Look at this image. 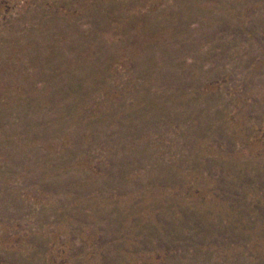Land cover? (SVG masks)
Returning <instances> with one entry per match:
<instances>
[{
    "label": "rangeland",
    "instance_id": "1",
    "mask_svg": "<svg viewBox=\"0 0 264 264\" xmlns=\"http://www.w3.org/2000/svg\"><path fill=\"white\" fill-rule=\"evenodd\" d=\"M0 264H264V0H0Z\"/></svg>",
    "mask_w": 264,
    "mask_h": 264
}]
</instances>
